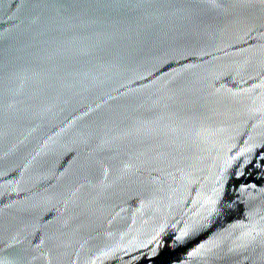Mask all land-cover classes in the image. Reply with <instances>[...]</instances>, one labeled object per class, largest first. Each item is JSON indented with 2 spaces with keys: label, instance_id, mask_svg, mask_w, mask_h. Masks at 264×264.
I'll list each match as a JSON object with an SVG mask.
<instances>
[{
  "label": "water",
  "instance_id": "water-1",
  "mask_svg": "<svg viewBox=\"0 0 264 264\" xmlns=\"http://www.w3.org/2000/svg\"><path fill=\"white\" fill-rule=\"evenodd\" d=\"M0 264H264V0H0Z\"/></svg>",
  "mask_w": 264,
  "mask_h": 264
}]
</instances>
